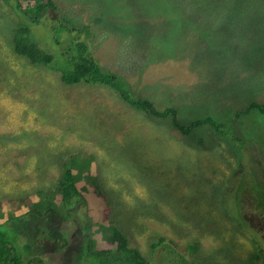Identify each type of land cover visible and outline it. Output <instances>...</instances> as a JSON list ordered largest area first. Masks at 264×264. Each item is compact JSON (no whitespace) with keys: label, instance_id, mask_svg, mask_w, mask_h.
I'll list each match as a JSON object with an SVG mask.
<instances>
[{"label":"rangeland","instance_id":"rangeland-1","mask_svg":"<svg viewBox=\"0 0 264 264\" xmlns=\"http://www.w3.org/2000/svg\"><path fill=\"white\" fill-rule=\"evenodd\" d=\"M54 1L74 34L89 27L97 59L135 96L160 110L178 107L183 123L211 115L242 143L207 125L182 135L107 86L65 84L53 66L59 58L32 64L13 52L12 29L22 20L0 0V220L15 198L53 186L64 162L86 156L112 209L97 195L93 202L89 188L88 203L80 199L75 209L79 222L59 215L16 220L12 229L29 255L77 264L84 228L113 219L148 256L160 236L197 238L198 264H264V226H243L235 200L244 173L264 183V114L236 117L251 101L264 103V0ZM30 29L45 49L42 28ZM69 45L62 39L48 49L59 55Z\"/></svg>","mask_w":264,"mask_h":264},{"label":"trees","instance_id":"trees-1","mask_svg":"<svg viewBox=\"0 0 264 264\" xmlns=\"http://www.w3.org/2000/svg\"><path fill=\"white\" fill-rule=\"evenodd\" d=\"M5 1L22 20L12 29V48L16 55L23 56L32 64L45 65H50L54 58H59L60 60L53 66L60 71V79L65 84L107 86L137 110L151 117L169 121L171 126L179 130L182 135L192 132L195 126L207 125L214 128L221 137L228 135L234 143H242L225 123L215 120L211 115L183 123L179 119L178 107L168 106L160 110L151 100L135 96L126 87L127 83L124 79L104 68L97 59L95 50L91 46L94 36L88 31L89 27L80 28L79 31L87 37L80 39V32L74 34L78 29L69 27L74 24H68L66 16L57 14L59 7L54 0ZM30 25L42 28L44 39L41 44L45 49L39 47ZM62 39H67L70 45L58 52L59 55L55 53L57 49L54 51L48 49L50 43L53 49L57 48ZM254 109L264 114V103L251 101L244 111H238L236 117ZM197 145H204L203 141L199 140ZM92 162V157H80L75 161L69 158L66 163L64 162L59 180L53 186L40 187L26 196L15 198V202L10 203L9 209L13 211L0 220V264H49L42 253L29 255V248L21 245V240L15 236L12 229L16 220H23L32 215L37 217L59 215L61 218L74 217L79 222L81 214L75 209L79 206L80 199L88 203V196L85 193L89 192V188L93 194V202L96 201L94 198L97 195L104 201L105 210L112 209L111 202L98 178L90 173ZM244 176L245 180L237 185L235 193V200L239 204L236 212L242 220L240 223L245 227H249L248 222H259L264 226V183L258 179L259 175H253L251 172L249 175L244 173ZM241 204H245V207H241ZM244 214L246 217H252V220H246ZM181 221L176 219L173 222L175 232H179ZM104 222L106 225L99 224L95 231L92 230L94 226L92 222L84 228L87 230L86 244L77 264H198L192 260L197 257L201 249V242L197 238L189 239L184 243L160 236L151 244L153 253L150 256L153 255L150 257L131 244L127 235L116 226L113 219ZM249 232L257 237L262 236L261 229H252ZM61 235L64 237L63 232ZM61 245L65 246L63 243ZM257 255L259 256L258 253Z\"/></svg>","mask_w":264,"mask_h":264}]
</instances>
